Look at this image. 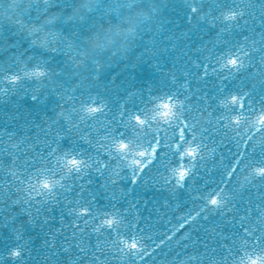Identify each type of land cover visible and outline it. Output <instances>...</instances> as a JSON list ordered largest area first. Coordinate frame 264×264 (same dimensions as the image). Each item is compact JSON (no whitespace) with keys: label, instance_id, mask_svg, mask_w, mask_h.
Here are the masks:
<instances>
[{"label":"water","instance_id":"obj_1","mask_svg":"<svg viewBox=\"0 0 264 264\" xmlns=\"http://www.w3.org/2000/svg\"><path fill=\"white\" fill-rule=\"evenodd\" d=\"M233 2L0 0V66L22 77L19 84L3 80L6 73L0 68V80H3L0 83V149L5 150L0 151V162L3 164L0 167V188L8 182L14 191L21 180H27L24 164L34 154L45 153L50 126L63 132L57 141L60 151L84 153L85 156L99 152L103 159L110 160V168L105 175L97 173L94 165L85 170L89 175L85 176L84 181L69 182V186H72L90 180L91 184L85 183L83 196L79 189L65 193L57 188L60 203L45 201L44 204H37L36 207L41 208L38 215L35 208L31 209L35 221L22 207L12 206L11 201L6 206L0 197V264H127L128 257L120 249L127 251L126 244L130 241L125 238L119 247L111 243L116 237L109 236L112 230L101 224L105 219L99 215L101 210L119 209L128 221L137 226L133 230L137 241L143 238L144 243L151 244L152 240L162 238L163 233L171 235L172 231H176L188 213L194 214L199 210L204 203L201 197L225 181V171L233 162L236 143L242 140L244 131L238 134L235 129L218 128L215 118L223 112L219 99L236 91L242 84H249V75L257 73L261 66L257 55L254 61L256 67L225 81L221 91L218 89L220 82L217 75H213L212 69H209V75L205 78L202 65L210 64V68L219 70L216 58L224 56L233 43H243L246 35L258 37L241 24L239 28L224 34L228 44H217L220 29L227 25H222L217 19L213 26L191 9L196 3L205 8L211 4L218 17L216 4L231 5ZM84 4L90 5V10L81 7L85 19H69L72 5ZM254 11L258 17L259 11ZM50 17H55L51 23ZM249 23L251 26L252 21ZM254 26L258 33L261 30L259 22ZM36 28L73 39L76 49L83 55L78 56L76 51L66 48L51 51L33 45L29 33ZM209 56L212 60L208 59ZM15 57H20L23 63L11 64ZM73 57L83 61L79 68L75 66ZM97 61L101 65L98 69L95 66ZM41 65H45L41 70L48 69L56 74L55 83L47 76H25V72L35 71V67ZM5 89L6 94H2ZM200 92L210 98V108L192 113L195 117L192 122L197 124V136L203 134L207 145L195 174L183 187L170 191L171 186L164 183V178H171L173 169L178 166L173 163L167 169L162 167L164 158L161 154L160 159L148 166L142 179L133 182L132 170L136 166H130V161L136 158L143 164L147 160L138 155H129L127 160H123L115 148H106L111 143L106 139L109 121H116L123 110L130 115L147 108L148 115L153 118L149 120L148 127L140 126L143 133L139 141L141 147L133 150L134 153L142 151L148 147V140L153 135L158 138L165 133L172 136L168 127L171 118L163 115L169 108L163 105L174 106L176 101L168 99L167 95H179L181 100L187 95L189 100H185V103H190L195 109L199 104ZM251 99L258 109L264 103V90L254 91ZM62 107L65 115H72L75 123L81 127V134H86L92 144L69 132L66 121L60 120L56 125H51L52 121L59 119L58 113ZM90 108H99L100 111L89 112ZM119 131L125 129L121 127ZM108 151L113 153L111 158ZM255 158L259 159V156ZM63 164L61 161V167ZM185 166H188L187 162ZM68 167H72L70 160ZM117 172L120 179L114 175ZM243 175H247V172ZM243 175L239 183L233 181L229 185L230 190H238L239 184L245 183ZM112 179H118V183L113 184ZM27 187L25 183L24 188ZM89 192L95 195L91 205L85 198ZM256 192L255 188L245 189V202H238L241 211L234 221L231 217L236 214L232 212L227 213V220L216 214L207 220L201 219L192 230V243L197 239L200 241L197 247L189 245L182 250L174 243L170 247L162 246L165 255L154 254L145 264H158L159 261L166 264H181V261L186 264H239L244 251L240 250L238 236L233 233L243 234L239 217L244 215L243 208L247 206L249 195L253 204L249 208L250 219L245 222V227L258 221L259 209L264 208V204H261ZM26 195V192H21L13 199ZM33 196L36 200H44L36 193ZM84 206H89L90 212H82ZM72 208L76 211L71 212ZM5 216L13 217L14 223L6 224ZM221 222L222 227L217 228L216 225ZM21 225L23 229L18 240L16 229ZM187 230H190L189 225L176 232L173 239ZM232 239H236L235 245L231 243ZM53 241L56 245L54 248L50 246ZM14 248H22L20 259L10 256ZM191 255H198L199 261H190L188 258Z\"/></svg>","mask_w":264,"mask_h":264},{"label":"snow or ice","instance_id":"obj_2","mask_svg":"<svg viewBox=\"0 0 264 264\" xmlns=\"http://www.w3.org/2000/svg\"><path fill=\"white\" fill-rule=\"evenodd\" d=\"M81 7L90 10V5L88 4L81 6L72 5V16L69 19L76 17L80 20L85 19V14L81 12ZM216 8L219 10L218 17L214 14L211 4L205 8L204 5L196 3L191 10L195 15L207 20L213 26H215L217 19H219L222 25H227L220 29L217 44H228L229 42L224 39V34L230 33L233 28H239L241 24L250 33H253L255 37H258L257 39L246 35L243 37V43H233L224 56L216 58V64L220 65L219 70L213 67L210 68V64L202 65L204 77L206 78L209 75V69H212V74L217 75L220 82L218 89L223 91L225 81L238 76L242 72H248L251 67H256L254 61H256L258 55V62L261 66L259 71L249 75V84H242L236 91L219 99V105L223 108V112L215 118L218 128L235 129L238 134L243 130L244 137L236 143L233 162L225 171V181H222L221 185L211 193L202 196L201 199L204 200V203L200 206L199 210L195 211L194 214L188 213V216L182 220L176 231L171 232V235L165 232L159 240H152L149 237L152 243L146 244L143 238L137 241L136 234L133 231L137 226L128 221L126 215L119 209L113 208L99 212L100 216L105 217L101 221V224L106 225L108 229L112 230L109 231L108 235L116 237V239L111 241L113 245L119 247V244L124 242L125 238L130 241V243L126 244L127 251L120 249L128 257L127 264H145L149 258L154 257V254L165 255L164 247H170L173 243L182 250L187 249L189 245L193 248L197 247L200 241L197 239L195 243H192V230L198 222L201 219L207 220L212 214H216L222 217L223 220H227V213L230 212L236 214L231 217V220H236L237 215L241 211V208L238 207V202H245L246 188H255L257 190V198L261 200V204H264V103L257 109L254 107V101L251 99L254 91L264 90V0H259V3H256V0H234L231 5L217 3ZM254 9L259 11L260 15L258 17ZM201 13L203 14L201 15ZM54 19L55 17H50L49 23ZM249 21H252L251 26ZM257 21L261 29L258 33L254 26ZM35 43V41H32L33 45ZM40 48L51 51H60L66 48L69 51H76L78 56L83 55L76 49L73 39H69L61 34H52L50 41L47 39L43 40ZM208 59L212 60V57L209 56ZM73 60L77 68L83 63L82 60H76L75 57H73ZM17 63H23L20 57H15L11 61V64ZM95 66L97 69L101 67L98 61L95 63ZM27 67L28 65L25 64V68ZM42 67H45V65L35 67V71L25 72V76H47L48 79L55 83L56 74L48 69L46 71L41 70ZM0 68H3V66H0ZM3 70L6 73L3 76V80L14 82V84L21 82L22 77L19 74H12L7 68H3ZM76 75L79 74L77 73ZM3 80H0V83ZM81 86H83L82 81ZM186 91L190 90L186 89ZM6 92L7 90L5 89L2 94H6ZM33 98L35 99L36 97L34 96ZM167 98L170 100L175 99L176 101L174 106L163 105V107L169 108V111L163 115L171 118L168 124V127L172 131L171 137L167 133L161 138L153 135L152 139L148 140V147L145 150L134 153L133 150L141 147L139 141L143 133L140 126L148 127V122L153 117L148 115L147 108L130 115L126 110H123L116 121L111 120L106 126V139L111 141L106 148H115L123 160H127L129 155H138L146 158L147 163L143 164L140 159L133 158L136 162L134 164L136 167L132 170L133 182L142 179L148 166L150 164L153 165V161L156 162L160 159L162 154L164 158L162 167L167 169L173 163L178 166L173 169L171 178H164V183L170 185V191L174 192L183 187L185 182L195 174L199 166L198 161L203 160V152L206 150L207 145L204 142L205 138L203 134L199 137L197 136V124L192 122L195 120L192 113L194 110L200 112L203 108H210V98L203 92H200L199 104H196L197 107L195 109H193L190 103H185V100H189L187 95H185L184 100H181L179 95H167ZM88 111L99 112L100 109L90 108ZM58 118L57 121H52L51 125H56L60 120L66 121L69 126L67 129L69 132L75 133L79 136V139L92 144V141L88 139L86 134H81V127L75 123L72 115H65L63 107L58 113ZM121 127L125 131H119ZM62 135L63 132L61 130L50 126L45 140V153L34 154L30 161L24 164L27 180H21L20 184L15 186L14 191L8 182H5L4 187L0 188V197L3 198L4 204L7 206L8 202L11 201L12 206L22 207L32 221H35L36 217L33 216L31 209L35 208L37 215L41 212V208L36 207L37 204H44L45 201L60 203L57 198V188L64 190L65 193L79 189L81 196H83V193L86 191L85 183L91 184V181L86 180L84 183H74L72 186H69V182L84 181L85 176L89 175L85 170L92 168L94 165V170L100 175H105V171L110 168V160L106 161L103 159L99 155V152L96 155L85 156L84 153L77 154L60 151L57 141ZM47 137H51V139H47ZM9 139H11V136H9ZM13 147H16V145ZM123 150L128 151L125 152ZM0 151L5 150L0 149ZM108 156L111 158L113 153L108 151ZM257 156H259V159L255 158ZM173 158L175 159L173 160ZM221 159L223 160V157ZM69 160L72 167H68ZM61 161L64 162L63 167H61ZM185 162H187L188 166H185ZM2 166L3 164L0 162V167ZM245 172H247V175H243ZM114 175L119 179L121 177L118 172ZM242 175L245 183H240L238 190H230L229 185L233 184V181L239 183ZM33 180L35 183H32ZM111 182L116 184L118 183V179H112ZM25 183L28 184L27 188H24ZM21 192H26L27 195L22 198L13 199L14 196ZM33 193L44 197V200H36ZM85 198L88 200L89 205L95 201V195L91 192ZM246 204L247 206L243 208L244 215L239 217L243 234L233 233L234 236H238L241 245L240 250L244 251V256L240 259L239 264H264V208L259 209L258 221L254 224L249 223L245 227V222L250 219L249 208L253 204L250 195ZM70 211L75 212L76 209L72 208ZM81 211L88 213L90 212V207L84 206L81 208ZM5 222L6 224L14 223V218L5 216ZM85 223H87V220H85ZM186 225L190 226V230L183 232L181 236L174 240L176 232L184 229ZM216 227H222V222L217 224ZM22 229L23 225L16 229V238L18 240L21 239ZM98 230L99 228L96 229V231ZM97 241H100L99 236L97 237ZM104 243H107V241H104ZM203 243L207 247V244ZM231 243L235 245L237 243L236 239H232ZM50 246L54 248L56 246L55 242L53 241ZM158 249L159 252H157ZM64 251L67 252L68 249H64ZM229 252H231V249H229ZM22 254V248H14L10 252V256L16 259H20ZM188 259L198 262L199 256L191 255ZM158 264H166V262L159 261ZM181 264H186V262L181 261Z\"/></svg>","mask_w":264,"mask_h":264},{"label":"clouds","instance_id":"obj_3","mask_svg":"<svg viewBox=\"0 0 264 264\" xmlns=\"http://www.w3.org/2000/svg\"><path fill=\"white\" fill-rule=\"evenodd\" d=\"M52 34H54L53 32L50 31H44L42 28H36L33 29L29 35L32 37V41H35V46L40 47L41 46V42L45 39L47 40H51ZM136 162L132 159L130 161V166L134 165Z\"/></svg>","mask_w":264,"mask_h":264}]
</instances>
